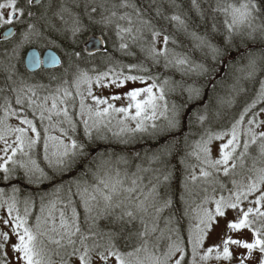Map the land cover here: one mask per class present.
<instances>
[{
  "label": "snow or ice",
  "instance_id": "obj_1",
  "mask_svg": "<svg viewBox=\"0 0 264 264\" xmlns=\"http://www.w3.org/2000/svg\"><path fill=\"white\" fill-rule=\"evenodd\" d=\"M195 3L196 0H193V4ZM50 7L51 4L46 6L42 0H0V29L4 30L0 34V42L11 46L10 51L18 63L27 55L30 67L42 69L45 65H62L61 57H68L67 67L63 68L61 76H49L50 80L60 81L54 91L39 97L36 89L43 88V85L31 86L27 91L22 88L13 89L16 92L15 104L20 106L19 109L13 107L7 97L0 106L3 110V116L0 117V180L5 182L11 181L18 170H22L29 185L39 184L44 180H54L56 173L72 171L81 162L89 166L85 171L87 175L91 171L90 166L98 159H89L88 150L96 140L106 139L108 133L120 143L127 144L137 133H149L153 137L167 140L168 136L174 135L182 127L186 104L169 105L164 87L167 80L158 83V78L151 75L132 74L148 73L149 69L142 64L110 66L91 76L76 63L94 57L96 52H103L110 61L107 32L113 26L115 36L120 41V50L128 49V40L135 43L143 39L144 32L147 31L151 39L146 50L153 61L159 63V57L163 56L167 61L165 67L173 63L168 59L167 47L160 50L156 47L161 37L166 46L169 37L162 35L150 18H145L144 11L135 0H120L119 4L112 5L109 15L101 13L98 23L103 27L99 29V35L85 26L77 16L71 29L76 47L71 53H61L59 56L47 48L37 50L36 47H31L28 50L33 45L34 38L42 35L37 22L46 20L47 8ZM99 7L109 11L103 4ZM116 9H131V12L118 14ZM212 11L223 17L227 41L235 36L254 41L257 31L264 36V0H216ZM96 12L97 7H92L88 13L90 21L93 20L92 13ZM171 20L184 24L176 15ZM213 30H216L215 24ZM204 43L210 49L212 62L202 63L197 67L199 74L212 83L213 74H219L220 65L227 64L231 58V45L221 47L206 41ZM187 63V59L175 61L178 65ZM246 67L249 68L248 78L254 77L255 60L250 58ZM4 70L13 73L19 71L16 65ZM37 75L44 78L42 73ZM137 82L142 86H132L121 94L110 97L93 92L94 85L101 89L109 85L125 88L127 84L135 85ZM82 86H85L83 91ZM188 92L189 100L202 98L200 89L189 88ZM77 97L78 112H70V107H77ZM89 99L92 103H87ZM117 101H121L120 106H117ZM28 110L31 118L26 114ZM262 115L264 81L251 102L233 118L230 127L219 132L209 131L207 138H202L197 143V150L193 154L200 162L199 176L193 172L190 179L201 180L206 185L203 189L205 193L210 188L213 194L217 191L221 194L204 197L202 206L196 212L195 223L190 224L187 229L177 220L176 226L168 229L167 243L163 249L158 243H150L151 232H155L157 228L153 222L150 231L145 219L149 215V208L155 207L154 203H150V197L156 191L155 186L145 193L141 187L142 177L136 173L130 177L127 171L122 175L119 167L104 166L109 162L103 161L92 172L93 183L77 181L75 193L72 192V186H68L66 203L59 195L64 188L63 184L57 185L51 193L55 199L45 203L42 196L40 214L36 215L34 224L29 223L33 199H24L21 213L15 195L20 189L13 185V195L3 199L5 190L0 188V210L4 211V215H0V264H53L49 255L50 244L62 250L56 253L60 256V264H264ZM77 116L78 121L75 119ZM10 118H15L18 123L10 124ZM161 119L163 122L158 123ZM198 119L204 121L206 117L199 116ZM245 123L247 128L243 129L245 138L242 139L241 130ZM78 124L83 125L82 136L76 135ZM57 129L60 134L52 135L50 130ZM41 140L43 159L49 168L54 169L51 176L33 158V150ZM214 140L221 143L210 147ZM171 146L173 145H169ZM213 151L217 154L215 157ZM105 155L107 153H100L99 159L102 160ZM121 162L128 163L126 157H117L116 164ZM137 169L140 170L139 166ZM164 179L168 180L169 177L165 175ZM225 192L227 195L223 194ZM74 195L79 196V202L73 201ZM58 204L62 207L57 208ZM170 204L171 201L166 200L164 207ZM78 207L84 209V222L87 224L92 221L87 232L82 229ZM160 210L156 208L157 212ZM56 211L59 212L58 224ZM100 217L111 218L113 224H131L139 218L143 228L135 233L138 243L130 247L125 240L121 246L118 241L123 229L93 231L97 227L96 220Z\"/></svg>",
  "mask_w": 264,
  "mask_h": 264
},
{
  "label": "trees",
  "instance_id": "obj_2",
  "mask_svg": "<svg viewBox=\"0 0 264 264\" xmlns=\"http://www.w3.org/2000/svg\"><path fill=\"white\" fill-rule=\"evenodd\" d=\"M42 2L46 6L51 4V7L47 8L46 20L37 22L42 35L34 38L33 45L29 46L28 49L31 47H36L37 50L47 48L60 55L61 53H71L76 47L73 44L71 29L77 16L85 26L95 30L96 35H99V29L103 27L101 23H98L101 19V13L109 15L112 5L114 3L119 4L120 0H42ZM135 2L144 11L145 18H150L155 28L161 31L162 35L169 37V43L166 46L163 44L161 37L156 47L158 50L167 47L168 59L172 60L173 63L165 67L167 61L163 56L159 57V63L153 61L146 50L151 39L150 33L147 31L144 32L143 39L137 40L135 43L128 40V49L120 50V41L115 36L114 26L113 29L107 32L109 35L107 48L110 61L101 52L95 53L94 57L87 60L76 61V63L79 64L81 70L87 71L91 76H95L97 72L105 71L110 66L142 64L149 69V72H133L132 74L151 75L158 78V83L167 80L168 83L164 87L169 105L173 103L177 105L186 104L184 119L181 122L182 127L174 135L168 136L167 140L153 137L149 133H143L142 135L137 133L134 138H131V142L127 144L120 143L117 138L112 135L110 137L107 134L106 139L96 140L88 150L90 153L89 159L91 157H98V159L90 166L91 171L87 175L85 171L89 166L85 162H81L72 171H65L62 174L56 173L54 180H44L42 183L29 185L21 170L16 173L19 176L11 181L13 185L20 189L16 193L18 200L21 198L24 200L28 197L33 199V212V209L40 204L42 196L45 202L55 199L51 193L57 185H64L59 195L66 203L68 186L71 185L72 192L75 193L77 181L93 183L92 172L96 170L97 165H102L103 161L109 162L108 165L104 166L119 167L122 175L124 171H127L130 177L133 173H136L137 176L142 177L141 187L145 193H148L153 186L156 188L153 197H150V203H154L155 207L149 208V215L145 219L148 221L150 231L153 222H155L157 228L155 232H151L150 243H158L163 249L167 243L168 229L175 227L177 220L180 221L184 229L195 223L192 205H189L185 198L187 188L191 183L190 177L195 170L199 169L200 162L193 154L197 150V143L202 138H206L209 131L219 132L230 127L233 118L238 116L247 103L251 102L260 89L261 82L264 81V36L257 31L254 41L246 38L242 40L239 36L227 41L223 17L212 11L216 0H196L195 4H193V0H135ZM101 4L109 11L101 9L99 7ZM85 5H88L87 9ZM92 7H97V12L92 13L93 20L90 21L88 13L91 12ZM116 10L118 14H123L125 11L131 12V9ZM157 10H159V15H157ZM173 15L179 16L184 24L181 25L178 21H172L171 17ZM61 16L63 19H61ZM121 23L126 25L124 21ZM213 24L216 25V30H213ZM204 41L221 47L225 44L231 45V58L227 64L222 63L220 65L221 71L219 74H213L212 83H209L208 78L199 74L197 67L199 64L212 62L210 49ZM80 46H82V42ZM10 47V45L4 43L0 44V106L4 104L7 97L13 107L19 109L15 104V92L13 91V86L16 83L15 79L26 80L30 78L33 82L44 80L46 83L58 84L59 82L60 84L59 80H50L49 76H61L63 68L67 67L68 57L62 56V65L55 70L38 71L37 73H42L44 76L41 79L37 73L31 74L26 71L23 66V59L18 63L17 59L13 57ZM250 58L256 62V71L252 78H248L249 68L246 67ZM178 59H187L188 63L185 65L175 64ZM11 65H16L19 71L13 73L4 70L6 67L10 69ZM9 76H11V79H8ZM189 88L200 89L202 98L189 100ZM22 89L27 91L26 86H22ZM72 91L75 93L74 89ZM78 100L77 97L76 101L78 102ZM216 105H220L221 109H216ZM258 108L259 105H257L256 110ZM72 112H78V103ZM2 116L3 110L0 107V117ZM199 116H205L206 119L200 121ZM189 118L191 123H189ZM75 119L78 121L79 117L77 116ZM162 122V119L158 121V123ZM40 130L42 131V128ZM56 132L59 133L58 129ZM76 135H83L82 124H78ZM169 145L173 146L169 147ZM34 151L37 162L51 176L54 169L49 168L47 162L41 158L43 155L42 140ZM100 153H107V155L101 160L99 159ZM137 153H139L138 156ZM119 156L126 157L128 163L121 162L117 165L116 160ZM153 157L157 158L154 159ZM137 166H139V171ZM165 175L169 177L168 180L164 179ZM0 184L4 185L1 187L4 190L9 187L5 185V181L0 180ZM72 199L79 202L78 195H74ZM166 200L171 201L168 207H164ZM60 207L62 205L58 204L57 208ZM156 208L161 210L157 212ZM77 211L80 213L82 229L87 232L92 221L87 224L84 222L83 207H78ZM186 212L187 215H185ZM92 215L95 216V213ZM170 220L171 223H169ZM96 225L97 227H94L93 231L103 230L107 232L109 229L113 231L123 229L118 243L123 246L125 240H127L130 247L138 243L135 233L143 228L139 218L132 221L131 224H113L111 218L100 217L96 220ZM49 249L51 252H56L55 250L62 251L54 244H50Z\"/></svg>",
  "mask_w": 264,
  "mask_h": 264
},
{
  "label": "rangeland",
  "instance_id": "obj_3",
  "mask_svg": "<svg viewBox=\"0 0 264 264\" xmlns=\"http://www.w3.org/2000/svg\"><path fill=\"white\" fill-rule=\"evenodd\" d=\"M15 81H16V83L13 86V89H21L22 86H26V88L28 89L31 86L43 85L44 86L43 88H39L38 87L36 89L39 97H43L44 95H47L50 91H54L57 88V86L59 85V82H58V84L49 82L50 83L49 84V83H46L44 80H41V81H38V82H33V80H31L30 78H27L26 80H24V79L23 80L22 79H15ZM150 82L151 81H149V83ZM105 83H107V81ZM132 86H142V85H140L137 82L135 85H133L132 83H129V84L126 85L125 88H116L114 85H109L108 87H105V88H102V89L94 85L93 86V92L96 95H103L105 97H110L111 95H114V94H121L127 88H130ZM84 87L85 86H82V89H81L82 91L84 90ZM15 97H16V92H15ZM87 103H92V102L89 99L87 101ZM116 104H117V106H120L121 105V101H117ZM17 107L19 108L20 106L17 105ZM215 108L216 109H221V106L220 105H216ZM74 109L75 108L70 107L69 108V111L72 112ZM26 114H28L29 115V118H31V112H30V110H28V112ZM260 118L264 119V115H262ZM36 122L38 124V127H40L39 121L37 120ZM9 123L10 124H16V123H18V121L15 118H10L9 119ZM45 124H47V121H45ZM246 128H247V124H245V125L242 126V130H241V138L242 139L245 138L244 135H243V129H246ZM50 131H51V134L52 135H59L60 134V133L56 132V130H53V131L50 130ZM108 134L111 137V133H108ZM142 134L143 133H139V135H142ZM206 138H204V139H206ZM220 143H221V141H215L214 140L212 142V145H210V147L218 146ZM43 155H44V152H43ZM43 155L41 156L42 159H43ZM216 155L217 154L215 153V151H213V156L215 157ZM33 158L34 159L37 158L34 150H33ZM19 171H21V170H18V172ZM194 172H195V174L197 176H199V169L195 170ZM237 178L239 179L240 177H237ZM204 187H206V185L201 180L198 179L196 181H192L191 180V183L189 184V187L187 188L188 190H187V196L185 198V201H187L189 205H192V210H193L194 215H196V212L199 210V207L202 206V201H203V199H204V197L206 195H216V196H218V195L221 194L219 191H217L215 194H213L211 192V189L210 188H209V192L208 193H205L203 191ZM223 194L224 195H227V192H225ZM45 203H47V202H45ZM203 206H207V205H203ZM39 208H40V204L35 209V215H34L33 223H35V217H36V215H39L40 214ZM0 215H4V211L3 210H0ZM55 216H56V222L58 224L59 223V212L58 211L55 212ZM48 247H49V245H48ZM55 251L56 252L49 251V255L50 256L55 255L57 253V250H55ZM60 252H62V251H60Z\"/></svg>",
  "mask_w": 264,
  "mask_h": 264
},
{
  "label": "flooded vegetation",
  "instance_id": "obj_4",
  "mask_svg": "<svg viewBox=\"0 0 264 264\" xmlns=\"http://www.w3.org/2000/svg\"><path fill=\"white\" fill-rule=\"evenodd\" d=\"M3 31V29H0V33ZM0 44H3L2 42H0ZM24 66V65H23ZM38 71H40V70H38ZM37 71V72H38ZM37 72H34V73H31V74H35V73H37ZM19 176V174H16L13 178H17ZM13 181V180H12ZM12 181L10 182V183H7L6 182V184L5 185H8L9 187L8 188H6L5 189V196L3 197V199H7L8 197H10V196H12L13 195V193H12V186H13V184H12ZM2 186H4L3 184H0V188L2 187ZM15 195H16V193H15ZM17 197V196H16ZM18 200V199H17ZM23 198H21V199H19L18 200V207L21 209V213L23 212V207H24V205H23ZM36 209V208H35ZM35 209H33V212H32V215H31V217H29V223L30 224H34L33 223V219H34V215H35ZM51 259H52V261H53V264H60V256L59 255H57V254H55V255H52L51 256Z\"/></svg>",
  "mask_w": 264,
  "mask_h": 264
},
{
  "label": "water",
  "instance_id": "obj_5",
  "mask_svg": "<svg viewBox=\"0 0 264 264\" xmlns=\"http://www.w3.org/2000/svg\"><path fill=\"white\" fill-rule=\"evenodd\" d=\"M4 31V30H3ZM2 31V32H3ZM2 32L0 33V34H2ZM29 51L31 50V48L30 49H28ZM48 51H53V50H51V49H47ZM53 52H55V51H53ZM96 53H101V52H96ZM57 54V53H56ZM58 55V54H57ZM59 56V55H58ZM23 64H24V67H25V69L29 72V73H33V72H36V71H38L39 69H34V68H32V67H30V65H29V61H28V57H27V55H25L24 56V58H23ZM61 65H57L56 67H50V66H48V65H45V66H43V70H54V69H57V68H59Z\"/></svg>",
  "mask_w": 264,
  "mask_h": 264
}]
</instances>
